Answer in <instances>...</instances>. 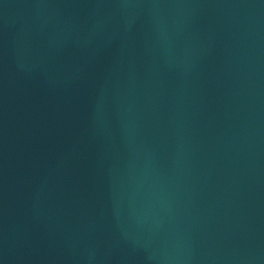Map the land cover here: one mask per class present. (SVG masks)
<instances>
[{"label": "water", "instance_id": "obj_1", "mask_svg": "<svg viewBox=\"0 0 264 264\" xmlns=\"http://www.w3.org/2000/svg\"><path fill=\"white\" fill-rule=\"evenodd\" d=\"M0 264H264V0H0Z\"/></svg>", "mask_w": 264, "mask_h": 264}]
</instances>
